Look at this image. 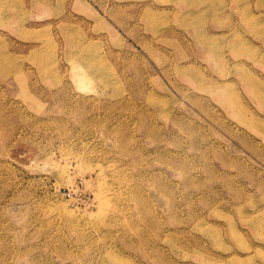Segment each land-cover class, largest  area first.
<instances>
[{
	"label": "rangeland",
	"instance_id": "obj_1",
	"mask_svg": "<svg viewBox=\"0 0 264 264\" xmlns=\"http://www.w3.org/2000/svg\"><path fill=\"white\" fill-rule=\"evenodd\" d=\"M0 264H264V0H0Z\"/></svg>",
	"mask_w": 264,
	"mask_h": 264
}]
</instances>
